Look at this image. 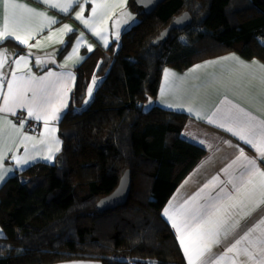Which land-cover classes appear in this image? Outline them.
Returning <instances> with one entry per match:
<instances>
[{
	"label": "trees",
	"instance_id": "trees-1",
	"mask_svg": "<svg viewBox=\"0 0 264 264\" xmlns=\"http://www.w3.org/2000/svg\"><path fill=\"white\" fill-rule=\"evenodd\" d=\"M129 7L138 22L76 69L55 161L0 187V264H187L162 213L206 149L183 136L187 114L145 102L157 97L168 66L183 71L231 51L264 61V0H166L152 13L135 0ZM172 23L169 38L154 45ZM94 76L101 82L88 102ZM128 169V202L100 210Z\"/></svg>",
	"mask_w": 264,
	"mask_h": 264
},
{
	"label": "crops",
	"instance_id": "crops-1",
	"mask_svg": "<svg viewBox=\"0 0 264 264\" xmlns=\"http://www.w3.org/2000/svg\"><path fill=\"white\" fill-rule=\"evenodd\" d=\"M17 2L46 13L47 17L54 18L57 22L44 27L41 32L39 31L42 26L41 17L30 16L27 19L32 30L36 33L28 41V44L35 45L39 41L37 47L29 48L27 45L20 44L14 38L0 41V50H7V63L3 68H0V73L4 74L5 80L11 79V73L15 69L17 75L45 76L47 77L45 83H48V81L54 82L55 86L50 89V94L52 106L59 109V118L48 120V128L55 129L54 132L49 134L46 132L44 121L29 118L27 109L17 108L15 114L0 112V117H6L17 127L23 121L24 127L21 131L35 138L26 142L28 147V153L26 154L25 144L21 142L20 137L15 134L9 136L5 133L4 141L0 143V150L4 151V158L0 161V169L7 171L2 173L3 178L0 179V187L11 176L37 162L53 163L55 161L57 154L62 149L59 122L67 110L76 84L77 67L97 47L108 48L114 41L119 44L123 33L139 20L129 7L130 0H106L107 8L103 10L104 15L98 21V28L105 30L108 40L107 45H105L99 37L93 35L89 29L85 28L75 18V13L80 11L81 6L84 8V17H91L92 8L98 0H76L67 13L52 5L65 4L68 0H49L48 3H44L42 0H17ZM3 17L4 8L0 4V28L3 25ZM64 25H69L74 29V32L62 33L58 31ZM80 33L84 34V41L78 51L72 54ZM50 34L54 35L51 39H48ZM72 34H75L72 45L67 53L60 57L68 37ZM19 35L24 38L23 32ZM61 40L64 43H61ZM89 45L92 48L91 51H89ZM29 52H31V56L28 58V67L17 68L13 61L21 55H28ZM70 54L71 59H68ZM233 55L239 58L240 61L249 64L253 60L258 61L259 64H264V61L258 58L247 59L239 53L231 51L203 60L183 71L168 66L163 71L159 93L156 98L151 100V105H158L187 114L189 119L183 130V136L206 149V155L202 161L190 172L169 198L165 206V208H169L170 203L172 205L169 209V216L173 217V220H177L182 205L191 207L193 204L211 203L210 198H217V194H219L218 199L221 204L225 206L237 205L227 214L221 213L226 220L225 230L227 234H221L219 243L209 242L210 250L202 258L205 261L211 260L212 264H234L236 254L228 253L224 255V253L237 239L249 232V229H252V231L238 246V250L247 247L249 251H253L259 247L256 243L257 238L264 236V202H261L262 197L259 188L261 178L245 170L246 161L243 158L237 160L241 149L248 158H257L258 152L255 148L240 140L233 132L227 130L230 127L234 131L236 130L235 125L227 119V110L233 105L250 113L258 120L264 121V82L261 80L264 73L255 65L245 68L236 60L223 59ZM37 58L40 59L41 63H37ZM197 65L202 67L197 68ZM49 72L57 75L48 77ZM166 73L167 81L165 79ZM94 77L96 82L100 81L99 77ZM92 85L93 79L90 86L92 87ZM6 87L5 84V90ZM28 95L30 97L31 93ZM2 103L3 101L0 99V104ZM189 108H193L194 111L190 113ZM196 113H199V116ZM214 113L216 115H213ZM208 117H212L213 122H209ZM221 124H224V127H220ZM42 138L45 143H39ZM57 148L59 151H56ZM7 149H11V151H7ZM13 155L18 157L30 155L33 159L28 160L26 164L18 165L12 159ZM234 161L235 163H233ZM257 166L261 171H264V160L257 159ZM213 177H218V179L213 181ZM249 179L252 180V184L243 183ZM206 184L208 188L200 192ZM236 188H240V192H237ZM221 189H224V192H221ZM245 190H247L248 195H242ZM197 193H199V196L196 195ZM229 195L231 199H229ZM194 196L196 199L192 201ZM185 201H189V204L185 205ZM166 219L179 240V234L172 226L173 220H169L167 217ZM2 235H4V230L0 225V236ZM181 249L188 264V258L182 246ZM238 259L245 260L247 257L241 255ZM57 264L103 263L100 259L77 258ZM197 264H201V261L198 260ZM249 264H254V261H250Z\"/></svg>",
	"mask_w": 264,
	"mask_h": 264
},
{
	"label": "snow or ice",
	"instance_id": "snow-or-ice-1",
	"mask_svg": "<svg viewBox=\"0 0 264 264\" xmlns=\"http://www.w3.org/2000/svg\"><path fill=\"white\" fill-rule=\"evenodd\" d=\"M44 3H48L49 0H42ZM76 0H68L65 4H53V7H58L62 12L67 13ZM4 8V17L3 25L0 28V41H3L8 38H14L20 44L27 45L29 48L37 47L39 41L35 45H29L28 41L36 34L31 25L27 22V19L30 16H38L42 18V26L39 28V31H43L44 27H48L51 24H55L57 21L54 18L47 17L46 13L39 12L38 10L30 8L28 5L23 3H18L17 0H0ZM107 8L106 0H98L92 8V16L85 18L83 15L84 8L81 6L80 11L75 13V18L80 21L85 28L89 29L93 35L99 37L105 45H107L108 40L105 35V30L98 28V21L104 15V9ZM58 31L62 33H71L74 32L69 25H64ZM24 33V38H21L19 33ZM52 35L48 39L52 38ZM84 41V34L80 33L77 37L75 46L73 47L72 54H75L81 44ZM64 43L63 40L60 41ZM89 51L92 50L91 46H88ZM7 50H0V68H3L7 63ZM31 56V52L28 55H21L18 59H15L17 68H27L28 67V58ZM71 59V54L68 57ZM223 59H233L236 60L241 66L245 68H250L253 65L257 66L262 73H264V64H259L258 61L253 60L251 64L248 62L240 61L239 58L233 56L225 57ZM37 63H41L40 59L37 58ZM206 63H215V62H206ZM197 68L202 67L200 65L196 66ZM57 75L49 72L48 77ZM70 75V74H69ZM167 81V73L165 77ZM47 77H35L31 74L25 76L23 74L17 75L15 69L11 73V79L5 80L4 74L0 73V99L3 103L0 104V112H10L15 114L17 108L27 109L28 117L34 118L37 121H44L46 132L49 134L54 132V128H48V120H57L59 109L52 106V97L50 94V89L54 88V82L48 81L45 83ZM262 82H264V75L261 76ZM96 80L93 77V85H95ZM5 84L7 85L5 90ZM92 87L88 89L89 96H91ZM29 93L31 96L29 97ZM188 111L191 113L194 111L193 108H189ZM199 116V113H196ZM213 115H216L215 113ZM227 119L230 120L236 127L234 131L233 128H228L227 130L233 132L234 135L238 136L240 140L244 141L248 145L255 148L258 152L257 158H248L243 150H240V156L237 157V160L243 158L246 161L245 170L252 174L259 176L260 183V194L262 201L264 202V171H261L257 166V159L264 160V121L258 120L256 117L252 116L250 113L238 108L233 105L227 110ZM209 122L212 121V117H208ZM24 127V122H20L19 127L14 124L11 120H8L6 117H0V143L4 141L5 133L9 136L12 134L18 135L21 138V142L25 144V153H28L27 143L32 141L35 138L28 136L23 133L21 130ZM220 127H224V124H221ZM39 143H45V140L42 138ZM35 147V146H33ZM11 151V149H7ZM56 151H59L57 148ZM4 158V151L0 150V161ZM12 159L18 164H26L28 160L33 159L30 155L25 157H18L16 155L12 156ZM235 163V161L233 162ZM7 171L5 169H0V179L3 178L2 173ZM218 177H213V181L217 180ZM246 184H252V180L249 179ZM235 187V185H234ZM208 188L206 184L204 188L200 190L203 192L204 189ZM237 192H240V188H236ZM221 192H224V189H221ZM199 196V193L196 194ZM242 195H248L247 190H245ZM219 194L217 198H210L211 203L206 202L205 204L195 205L191 207L181 206V211L178 213V219L173 220V217L169 216V209L172 207L171 203L169 208H165L162 215L167 217L169 220H173L172 226L176 229L179 234V240L181 246L184 248L185 255L188 258V264H197V261H201V264H212L211 260H203L210 250V243L215 242L219 243V237L222 233L225 235V224L226 220L224 216L221 215L223 212L227 214L230 210L237 207V205H223L219 202ZM196 197H192V201H195ZM229 199L231 196L229 195ZM189 204V201H185V205ZM252 229H249V232H246L244 236L240 239H237L230 247L226 249L224 255L228 253H235L236 260L234 264H249L250 261H254V264H264V236L258 237L256 243L259 247L255 248L253 251H249L246 247L242 250H238V246L243 240H245ZM251 243V242H250ZM243 255L247 257L245 260H239L238 258Z\"/></svg>",
	"mask_w": 264,
	"mask_h": 264
},
{
	"label": "water",
	"instance_id": "water-1",
	"mask_svg": "<svg viewBox=\"0 0 264 264\" xmlns=\"http://www.w3.org/2000/svg\"><path fill=\"white\" fill-rule=\"evenodd\" d=\"M136 3L144 8L148 13H152L156 8L166 0H135ZM174 23L170 24L164 30L161 31L159 36L154 40L153 44L157 45L161 41H165L169 38ZM132 175L128 169L124 172L120 178L118 186L110 194L102 197L98 202L97 206L102 211H108L119 208L126 204L129 200L132 191Z\"/></svg>",
	"mask_w": 264,
	"mask_h": 264
},
{
	"label": "rangeland",
	"instance_id": "rangeland-1",
	"mask_svg": "<svg viewBox=\"0 0 264 264\" xmlns=\"http://www.w3.org/2000/svg\"><path fill=\"white\" fill-rule=\"evenodd\" d=\"M100 82H101V81H100ZM100 82L97 81V82L95 83V85H92L91 96H89V94H88V100H87L88 102L92 99L93 94H94V89H95V87H96L97 85H99L98 83H100ZM150 106H151V98L145 102V109H149Z\"/></svg>",
	"mask_w": 264,
	"mask_h": 264
}]
</instances>
